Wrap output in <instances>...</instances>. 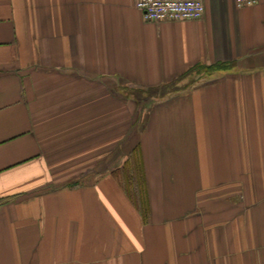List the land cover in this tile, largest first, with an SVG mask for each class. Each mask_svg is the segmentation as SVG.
<instances>
[{"label": "crops", "instance_id": "crops-1", "mask_svg": "<svg viewBox=\"0 0 264 264\" xmlns=\"http://www.w3.org/2000/svg\"><path fill=\"white\" fill-rule=\"evenodd\" d=\"M136 1L0 0V264H264V1ZM136 150L147 214L101 167Z\"/></svg>", "mask_w": 264, "mask_h": 264}, {"label": "built area", "instance_id": "built-area-1", "mask_svg": "<svg viewBox=\"0 0 264 264\" xmlns=\"http://www.w3.org/2000/svg\"><path fill=\"white\" fill-rule=\"evenodd\" d=\"M264 0H235L238 8L260 4ZM136 9L147 22L200 21L206 14L205 0H137Z\"/></svg>", "mask_w": 264, "mask_h": 264}, {"label": "trees", "instance_id": "trees-1", "mask_svg": "<svg viewBox=\"0 0 264 264\" xmlns=\"http://www.w3.org/2000/svg\"><path fill=\"white\" fill-rule=\"evenodd\" d=\"M227 66V64H218L214 69H220ZM174 85L175 84L171 85V87ZM168 88L167 90L166 88L150 90L149 92H146V94L153 98H164L171 94V92H174V88L169 89L170 92L168 91ZM112 174L117 180L123 183L129 196L135 201L138 207L147 214L149 212V201L145 179V167L141 150L133 152L123 168H118Z\"/></svg>", "mask_w": 264, "mask_h": 264}, {"label": "rangeland", "instance_id": "rangeland-1", "mask_svg": "<svg viewBox=\"0 0 264 264\" xmlns=\"http://www.w3.org/2000/svg\"><path fill=\"white\" fill-rule=\"evenodd\" d=\"M212 72H214V68H207V67L200 68L199 70L196 71L195 74H190L186 78H182L183 79L182 81L184 82L183 84L191 85V88H192L194 85L200 83L204 78L207 77V75H209ZM182 81H178L172 87L169 86L168 91H169V89L176 88L177 85H179ZM144 97L146 98L147 102H146V104L144 103V104H140V105H141L142 109L147 111L148 113H150L152 111V109H154L155 105H157L156 102L160 101V99H161V98H153V97L149 96L146 93H145L144 96L141 97L142 100L145 99ZM114 160H115L114 162H111V160H109V162L103 164V166H101L103 168V170L105 168L106 169L107 168L110 169L112 167L113 170L116 171L118 168H123V166L125 165L126 161L128 160V157L122 158L121 153L117 152V153H115ZM100 176L101 175H99V178H100ZM96 179H97V177H88L87 179L83 178L82 182H86V180L88 182L89 181H95Z\"/></svg>", "mask_w": 264, "mask_h": 264}]
</instances>
